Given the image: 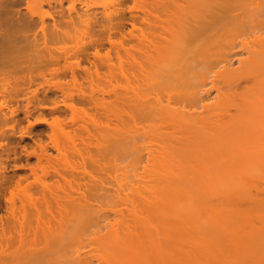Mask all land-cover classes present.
I'll list each match as a JSON object with an SVG mask.
<instances>
[{"label": "bare ground", "instance_id": "bare-ground-1", "mask_svg": "<svg viewBox=\"0 0 264 264\" xmlns=\"http://www.w3.org/2000/svg\"><path fill=\"white\" fill-rule=\"evenodd\" d=\"M20 1L0 0V48L37 59L11 67L49 77L55 98L34 187L20 178L19 205L0 206V264H251L264 243V0H138L129 20L120 4L70 0L66 23L87 33L58 48L47 0H30L38 20ZM23 92L0 80V202Z\"/></svg>", "mask_w": 264, "mask_h": 264}, {"label": "rangeland", "instance_id": "rangeland-1", "mask_svg": "<svg viewBox=\"0 0 264 264\" xmlns=\"http://www.w3.org/2000/svg\"><path fill=\"white\" fill-rule=\"evenodd\" d=\"M42 1L45 2V0H42ZM73 1H75V0H72V2ZM108 1H109V3L111 2V3H115V4H120L122 6L121 8H123L122 10L124 11L126 19H127L129 14L132 12V8H133L134 4L138 0H82L81 3L79 1H75V7L81 8L82 6L84 7V4H86V5H90V4L91 5L92 4L101 5L102 3L103 4H106V2L108 3ZM44 2H42L41 5ZM56 2H58V3H56ZM59 2L61 5L59 4ZM70 2H71L70 0H47L45 2V4H43L41 7L43 12L47 11V14L45 13L46 16L44 15L43 12H41L42 13V15H41L40 11H39V17L44 15L46 18V19L44 18L45 21L50 23V25L52 22H55L56 27L59 30V32L57 34H53L52 28H49V27H51L50 25H48L47 29L45 30L46 37L48 39L53 38L51 41L49 40L50 42L48 43V46L51 48H58L62 45V43L65 40H67L69 38H75L79 34L84 35L85 32L87 33V30H84V28L81 25L77 24V25L71 26V25H68L66 23V21H65L66 17L64 16V14L67 12L68 7L70 6ZM49 3L51 6L49 5ZM46 4H47V6H45ZM28 5L30 6V11L28 10L29 9V7H27ZM31 6L32 5L30 4V0H21L19 2L18 9L21 10V12L25 13V15L27 17H29V15H31L29 13L34 12L33 13L34 16L36 14V16L34 17V20H36V19L38 20V17H37L38 13H36L37 11L36 12L33 11V10H36L37 7L36 8L34 7V9H32ZM31 9H32V12H31ZM58 9L60 11H62L64 9V11H63L64 13L62 12L63 14L61 13V15H58V17H57V14H60V13H58L59 11H57ZM59 16H62V18L60 19ZM128 20H129V18H128ZM1 22H2V19L0 18V24H1ZM14 31L15 30H13V32H11V33L9 32L10 33L9 36H11V37H14V35L17 36V33H15ZM12 34H14V35H12ZM38 38H39V40H41V38H42V35L40 33H39ZM41 42L42 41H40V43ZM7 47H6V45H4L3 48H0V53L2 52L0 55V62L3 63L5 68L8 67L5 69L6 74H2L0 76L1 83H5L10 89H13V88L14 89L15 88L23 89L24 92L22 95H20L17 98V100H18L17 102H12L13 104L9 102L12 106L14 105L13 106L14 110L16 108L17 122L14 125L15 127L13 128V131L7 130V132H8L7 146L11 150L10 156L8 159L7 173H8V177L11 179V183L7 185L6 191H5V196L1 199V202H0V206L3 209V212H2L3 215H5L4 210H6V204H7L8 200L12 199L17 206L19 205L18 195H17L18 194L17 183L20 180V178H23V177L27 178L23 182L22 187L26 186V185H30L31 188L34 187V185L32 184V179H30L29 177L32 173V169L33 170L37 169V167L39 166L38 161H37V156L39 154L38 145L39 144L43 145V144L48 143V135L50 134L49 132H50V124H51V121L48 118V113L50 111L49 108L52 107L51 101L55 98L53 95L55 90L52 87V82L50 81L49 77L46 79L47 82L44 83L43 80L40 79V77L36 78V76H30L29 73L28 74L25 73L24 75H22L20 73V71H15L14 68L11 67V65L13 63H18V62L22 63L23 60L25 62L24 63L25 66L31 65L33 67H36V66H38L37 59L33 58V56H30L29 59L25 56L16 57V56L12 55L13 52H15V50H14L15 48H13V49L10 48L11 45H8V44H7ZM5 48L7 50H5ZM6 52H7V55H6ZM21 65L23 66V64H20V66ZM21 81H23V82H21ZM28 81L30 82L29 86H24V85H27V84H24V82H28ZM28 87H29V89H28ZM36 90H37V98L33 96L34 92ZM58 96H59V94H58ZM38 99L44 100L43 105L45 104L44 105L45 108H43L42 112L37 108V105H36V101ZM9 103L7 100L6 104H9ZM3 104H0L1 108H2ZM4 106H5V104H4ZM39 113H43L45 115L44 121L37 120ZM11 176H13V177H11ZM256 186L258 188H260V186H262L259 189L260 194L256 198L258 200L257 201L255 200V202L259 203L260 209H258L259 207L257 208V206H255V203H253L254 201H251L252 203H250V204H254L251 206V208H253L254 206L257 208V210H256V208L254 210L257 211L259 213V215H256V212L253 211V212H255L254 218H260L261 217V220L259 219L260 224L257 221H254V222L258 223L260 230H262V228L264 226L261 227L260 225H264L263 224L264 223L263 222V220H264V182L263 181L257 182ZM253 212H251V214ZM251 214L249 216H251ZM258 216H260V217H258ZM255 220H257V219H255ZM255 233L256 234L258 233L261 235V233H263V230L261 231V233L258 231H256ZM256 234H254V235H256ZM257 237H259V235ZM251 245H252V243H251ZM252 249L253 250H251V248H250V251H251L250 252V255H251L250 262H251V264H264V254H262V253H264L263 241H262V243L260 242V244H257L255 247L253 245ZM251 253H253V254H251Z\"/></svg>", "mask_w": 264, "mask_h": 264}]
</instances>
